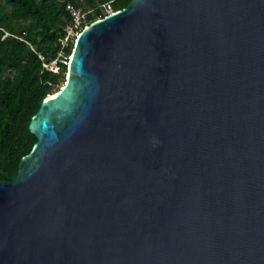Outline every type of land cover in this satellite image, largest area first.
<instances>
[{
    "label": "water",
    "instance_id": "obj_1",
    "mask_svg": "<svg viewBox=\"0 0 264 264\" xmlns=\"http://www.w3.org/2000/svg\"><path fill=\"white\" fill-rule=\"evenodd\" d=\"M29 128L0 264H264V0L92 21Z\"/></svg>",
    "mask_w": 264,
    "mask_h": 264
},
{
    "label": "trees",
    "instance_id": "obj_2",
    "mask_svg": "<svg viewBox=\"0 0 264 264\" xmlns=\"http://www.w3.org/2000/svg\"><path fill=\"white\" fill-rule=\"evenodd\" d=\"M131 0H0V180H13L21 158L36 142L29 124L41 102L66 82L67 64L58 74L44 64L57 57L59 38L71 21L66 5L89 10V23L100 18L98 6L113 11ZM72 47L66 49L71 55Z\"/></svg>",
    "mask_w": 264,
    "mask_h": 264
},
{
    "label": "built area",
    "instance_id": "obj_3",
    "mask_svg": "<svg viewBox=\"0 0 264 264\" xmlns=\"http://www.w3.org/2000/svg\"><path fill=\"white\" fill-rule=\"evenodd\" d=\"M65 8L71 21L65 26L63 36L59 38L60 50L57 57L50 63L44 64V67L47 70L52 71L54 74H58L60 70V63H66L68 66L71 55L66 52V49L71 47L73 48L76 37L79 35L81 30L89 24V10H85L80 6H74L70 3H68ZM98 10L101 13L100 18L114 12L109 4L99 5ZM0 31L3 32L2 37H5L8 34L1 27Z\"/></svg>",
    "mask_w": 264,
    "mask_h": 264
},
{
    "label": "rangeland",
    "instance_id": "obj_4",
    "mask_svg": "<svg viewBox=\"0 0 264 264\" xmlns=\"http://www.w3.org/2000/svg\"><path fill=\"white\" fill-rule=\"evenodd\" d=\"M66 77V76H65Z\"/></svg>",
    "mask_w": 264,
    "mask_h": 264
}]
</instances>
